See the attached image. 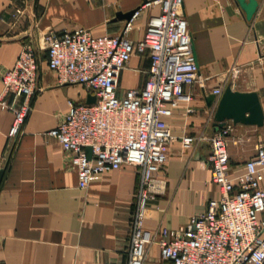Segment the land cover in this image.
Listing matches in <instances>:
<instances>
[{
	"label": "crops",
	"instance_id": "1",
	"mask_svg": "<svg viewBox=\"0 0 264 264\" xmlns=\"http://www.w3.org/2000/svg\"><path fill=\"white\" fill-rule=\"evenodd\" d=\"M192 35L199 77L185 86L189 102H179L168 120L176 139L165 165V192L148 203L145 233L161 226L183 229L188 219L207 209L219 188L212 180L210 147L199 142L186 149L181 136L212 133L214 106L206 99L227 86L259 95L264 113V0L251 20L236 0H183ZM144 0H0V73L10 69L27 42L39 50L43 35L84 28L93 35H119L126 18ZM157 6L145 8L129 38L140 40ZM38 93L20 134L8 133L14 113L0 101V264H128L132 217L140 171L123 165L78 187L70 155L48 135L63 120L69 101L87 100L79 85L62 84L39 53ZM150 59L134 55L119 77L118 94L144 87ZM3 85L0 76V95ZM215 95V94H214ZM218 98V96H217ZM12 97L5 101L11 103ZM187 109H192L188 112ZM228 139L231 172L244 171L258 143L264 145L263 126L234 124ZM145 264H164L156 244Z\"/></svg>",
	"mask_w": 264,
	"mask_h": 264
},
{
	"label": "built area",
	"instance_id": "2",
	"mask_svg": "<svg viewBox=\"0 0 264 264\" xmlns=\"http://www.w3.org/2000/svg\"><path fill=\"white\" fill-rule=\"evenodd\" d=\"M154 6L159 12L148 20L143 37L129 38L141 12ZM183 8V0H146L115 36H96L84 28L46 32L42 46L48 68L62 84L79 85L87 97H95L94 103L69 101L63 120L48 135L70 155L82 190L92 179L123 165L138 167L128 264H145L152 244L158 246L164 264H264V145L258 143L244 171L234 174L228 156L230 125L180 138L186 149L199 142L209 144L208 161L218 196L208 201L204 212L191 216L183 229L161 226L149 238L145 233L148 203L167 186L165 165L176 139L168 120L179 102L192 99L185 86L199 77ZM39 53L32 42L25 43L13 67L0 73L1 105L14 113L10 139L20 134L32 111ZM146 53L150 66L144 87L119 95L121 71L134 55ZM214 94L221 97L223 88Z\"/></svg>",
	"mask_w": 264,
	"mask_h": 264
},
{
	"label": "water",
	"instance_id": "3",
	"mask_svg": "<svg viewBox=\"0 0 264 264\" xmlns=\"http://www.w3.org/2000/svg\"><path fill=\"white\" fill-rule=\"evenodd\" d=\"M236 2L244 11L246 18L251 20L258 8L257 0H236ZM138 9L125 13L123 17L127 21L130 20ZM206 101L209 107L215 103L213 119L216 130L224 127L228 121L234 124L255 125L259 127L264 124L263 109L259 95L255 92H238L232 90L231 86H227L221 97L217 98L213 94ZM86 102L94 103L95 97L89 95ZM88 154L90 156V149H88Z\"/></svg>",
	"mask_w": 264,
	"mask_h": 264
},
{
	"label": "rangeland",
	"instance_id": "4",
	"mask_svg": "<svg viewBox=\"0 0 264 264\" xmlns=\"http://www.w3.org/2000/svg\"><path fill=\"white\" fill-rule=\"evenodd\" d=\"M45 50H44V47L42 46V47H40V50H39V52L41 53V52H44Z\"/></svg>",
	"mask_w": 264,
	"mask_h": 264
}]
</instances>
